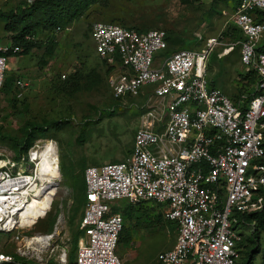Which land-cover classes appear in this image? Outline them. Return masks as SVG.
Segmentation results:
<instances>
[{"label":"built area","instance_id":"2783aa9c","mask_svg":"<svg viewBox=\"0 0 264 264\" xmlns=\"http://www.w3.org/2000/svg\"><path fill=\"white\" fill-rule=\"evenodd\" d=\"M231 19L242 35L241 65L255 75L245 103L209 84L206 63L217 38L168 54L163 30L93 25L95 54L110 69L112 96L144 102L131 153L84 170L81 235L71 264H122L124 220L112 209L116 202L161 205L164 219L175 224V244L157 256L159 264H239L243 217L259 212L256 197L264 191V0H239ZM20 51L0 40V90L9 58ZM59 179L51 139L34 141L17 158L0 153V235L16 233L18 241L24 229L19 213L48 192L50 182L55 196ZM12 261L0 250V264Z\"/></svg>","mask_w":264,"mask_h":264},{"label":"rangeland","instance_id":"374dc122","mask_svg":"<svg viewBox=\"0 0 264 264\" xmlns=\"http://www.w3.org/2000/svg\"><path fill=\"white\" fill-rule=\"evenodd\" d=\"M34 1L0 0V14L29 11ZM77 1L86 5L78 17L47 30L38 28L36 45L27 54L10 58L0 90V153L17 158L25 150V130L43 127L44 133H34L32 143L38 139L55 141L60 168L55 196L52 191L47 193L38 209L41 211L30 225L25 224L29 226L19 230L18 241L16 233L0 235L1 252L13 260L9 264H64V254L67 263L73 260L84 208V170L120 162L131 153L141 99L112 96L109 72L95 54L94 24L163 30L175 43H170L173 51L201 49L207 39L217 38L206 63L208 81L233 101L245 103L253 91L255 76L247 75L240 62L241 36L231 19L233 0ZM62 2L78 4L74 0ZM5 25L0 17V38L9 41L11 33ZM230 47L232 50L224 55ZM256 198L259 213L264 212V191ZM112 207L124 220L118 247L122 264H159L157 256L171 249L176 239L175 224L164 219L163 209L126 202H116ZM250 231L245 229V253L254 247ZM39 235L51 236L45 247L30 243ZM257 247L254 263L262 264L264 232Z\"/></svg>","mask_w":264,"mask_h":264},{"label":"trees","instance_id":"16d2710c","mask_svg":"<svg viewBox=\"0 0 264 264\" xmlns=\"http://www.w3.org/2000/svg\"><path fill=\"white\" fill-rule=\"evenodd\" d=\"M75 2H78V4L74 2H68L64 4L62 0H35L34 4L31 5L28 9L29 11L26 10H20L18 12H11L8 14H0L1 19L5 22V29L10 32L11 36L9 39L10 43L14 46H19L21 48V51L14 55H23L27 54L31 48L36 45L35 43L36 38H35V31L38 28H42L43 30H47L49 27H57L62 23H67L70 22L72 19L78 17L82 12L83 9L86 7L85 6H80L79 1L74 0ZM235 7L237 6L239 0H233ZM131 28V27H128ZM139 32H147L148 30L142 31L138 30L136 28H133ZM50 30V29H49ZM167 35V41L169 44V48L167 50V53L173 52L171 50L170 45L175 44L174 41H171L169 38V35ZM25 37H30L33 38V40L28 41L25 40ZM171 43V44H170ZM176 51V50H174ZM11 56V54L9 55ZM98 59V58H97ZM99 60V59H98ZM100 61V60H99ZM101 62V61H100ZM102 63V62H101ZM104 64V63H102ZM105 66V65H104ZM109 72L110 69H107ZM253 73H247V75H252ZM254 75V74H253ZM255 76V75H254ZM211 87L216 88V86L210 82L209 83ZM251 96H249L248 100L250 99ZM232 98V97H231ZM45 129L43 127H38V126H32L29 128V130H25V135L23 137V144L25 149L23 152H25L32 143V141L35 139V134H43ZM16 145H19L18 142L16 141ZM29 146V147H28ZM28 147V148H27ZM83 187H84V181H83ZM83 192L85 193L84 189ZM84 203H85V194H84ZM244 224L242 226L246 227L245 225H252L251 227V237L252 241L250 244L254 245V247L248 252L245 253L246 248L248 245L243 242L241 245L243 246L244 250L241 252V259L239 264H255L254 263V255L259 249L258 246V239L259 235L264 232V212H257L255 214H252L250 216H244L243 217ZM79 227V224H78ZM78 233L75 242L77 243L76 240H78L79 236L81 235V232L77 230ZM123 231V229H122ZM122 233V232H121ZM121 242V234H120V239H119V244ZM76 245V244H75ZM75 257V256H74ZM74 260V258H73ZM73 260L70 258L69 264L73 262ZM261 260L262 264H264V249L261 252Z\"/></svg>","mask_w":264,"mask_h":264},{"label":"bare ground","instance_id":"6f19581e","mask_svg":"<svg viewBox=\"0 0 264 264\" xmlns=\"http://www.w3.org/2000/svg\"><path fill=\"white\" fill-rule=\"evenodd\" d=\"M54 187H55V184L53 182H50L48 192L45 191L42 194L41 193L38 194V196L33 198L31 202L27 203L26 207L18 215L19 225L21 227H26V226H29L31 224L33 218L36 217L35 215H37L41 211V210L38 211V209L41 207V204L43 203L44 197L47 196V193L52 191ZM50 195H51V193H50ZM50 195L47 197L48 199H50ZM46 205H45V209H46ZM45 209H43V210H45ZM26 223H29V225H25ZM50 238H51L50 236L39 235L36 238L31 239L30 243L35 244L36 247L37 246L38 247H40V246L45 247V245L48 244Z\"/></svg>","mask_w":264,"mask_h":264},{"label":"crops","instance_id":"0c3cea01","mask_svg":"<svg viewBox=\"0 0 264 264\" xmlns=\"http://www.w3.org/2000/svg\"><path fill=\"white\" fill-rule=\"evenodd\" d=\"M235 28V27H234ZM236 29V28H235ZM237 30V29H236ZM238 31V30H237ZM239 32V31H238ZM240 33V32H239ZM240 36H241V38L240 39H242V35H241V33H240ZM0 40L2 41V42H6L5 40H3V39H1L0 38ZM7 42H10V41H7ZM12 57H15V56H11L10 58H12ZM10 58H9V60H10ZM9 60H8V62H9ZM210 83V82H209ZM217 89H219L218 87H216ZM219 90H221V89H219ZM222 91V90H221ZM222 92H224V91H222ZM143 102H144V100H141V106H140V110H139V112H141V111H143L141 108H142V105H143ZM139 123H140V120H139ZM138 127H139V125H138ZM138 129V128H137ZM135 133V132H134ZM132 144H133V139H132ZM130 154V153H129ZM128 154V155H129ZM128 155H126L125 157H127ZM129 204V203H128ZM130 205V204H129ZM155 206H159V207H161L162 208V206L161 205H155ZM168 222V221H167ZM242 228V234H243V236L245 237V229H247L248 231L250 230V228H246V227H244V226H242L241 227ZM175 233H176V230H175ZM176 240V239H175ZM170 250V249H169Z\"/></svg>","mask_w":264,"mask_h":264}]
</instances>
